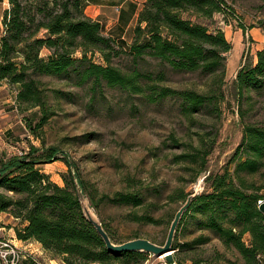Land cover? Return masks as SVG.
<instances>
[{"label":"trees","instance_id":"16d2710c","mask_svg":"<svg viewBox=\"0 0 264 264\" xmlns=\"http://www.w3.org/2000/svg\"><path fill=\"white\" fill-rule=\"evenodd\" d=\"M7 2L0 19V82L17 86L15 101L20 112L37 108L34 116L24 117L27 130L36 138L53 113L45 82L40 79L43 76L93 92L101 85L117 88L140 94L147 102L173 98L179 101L184 117L203 116L212 124L220 121L222 106L228 103L225 54L232 45L215 14L223 18L232 13L226 0H142L132 7L136 16L126 31L128 39L105 33L99 20L87 16L89 0ZM260 22L264 26V20ZM239 27L245 30L242 23ZM95 53L103 62L92 60ZM122 55L130 62L129 70L113 64L112 59ZM173 73H192L201 82L172 87L164 82ZM232 88L243 122L240 141L228 162L217 171H206L216 132L198 136L191 152L178 155L197 166L196 175L204 176V187L183 211L175 235L188 220L197 230L208 232L181 243L174 238L171 246L178 254L216 239L223 248L215 251L216 259H224L226 264H264V212L258 208L264 200V120L244 122L242 108L243 104L252 108L264 97V44L256 49L254 58L240 64ZM51 91L54 97L65 95L57 89ZM58 152L54 147L30 143L20 154L0 155V212L18 220L13 227L15 237L37 241L50 259L63 264H138L147 253H112L105 247L83 214L73 177L81 193L86 194V188L70 159ZM59 158L69 168L62 176L63 186L40 167ZM190 193L175 190L168 197L184 203ZM85 196L96 207L92 196ZM108 201L137 207L143 197L137 192L117 191ZM131 219L158 223L147 213H132ZM100 221L112 241H127H117L106 222ZM228 251L234 259L226 257ZM39 263H43L40 258L26 252L17 264Z\"/></svg>","mask_w":264,"mask_h":264},{"label":"rangeland","instance_id":"374dc122","mask_svg":"<svg viewBox=\"0 0 264 264\" xmlns=\"http://www.w3.org/2000/svg\"><path fill=\"white\" fill-rule=\"evenodd\" d=\"M226 2L232 13L223 18L215 14L217 24L232 45L225 54L228 103L222 106L220 121L212 124L211 119L203 116L184 117L179 101L173 98L147 102L140 94L117 88L101 85L93 92L85 86H71L66 80L54 76H43L40 79L45 82L43 87L53 113L42 127L40 138H36L27 130L24 117L34 116L37 108L20 112L15 101L17 86L1 81L0 155L20 154L30 143L57 148L58 156L65 155L70 159L86 194L91 195L96 204L93 207L96 216L106 222L117 241L141 237L163 244L169 221L182 203L168 195L175 190L189 193L204 187L202 175H196L197 166L178 158V155L191 152L198 143V136L216 132L206 171H217L228 162L241 138L243 121L231 96L232 79L240 64L254 58L256 49L264 43V26L260 22L264 20V0ZM7 5V0L0 1V12ZM239 23L245 30L239 27ZM91 58L103 62L97 53ZM112 61L123 70H129L130 62L125 56L114 57ZM199 82L195 74L173 73L164 83L185 87ZM52 89L63 91L65 95L54 97ZM242 108L244 122L264 120V97L252 108L247 104ZM40 167L52 181L63 186L62 176L69 170L63 160L42 163ZM117 191L137 192L142 195L143 203L136 207L108 201V197H113ZM86 194L80 192V197L85 198ZM132 213L150 214L158 219V223L132 220ZM2 221L6 219L0 214V225ZM193 224L190 220L184 224L174 236L177 243L208 232L197 230ZM11 240L5 230H0V246ZM216 250L223 251V248L214 239L178 254L173 249L172 255L176 264H226L224 259L215 258ZM225 255L231 259L235 256L231 251ZM198 259L202 261L195 262ZM40 260L42 264L61 262L58 259L49 261L44 255ZM138 264H160V261L157 256L147 255Z\"/></svg>","mask_w":264,"mask_h":264},{"label":"crops","instance_id":"0c3cea01","mask_svg":"<svg viewBox=\"0 0 264 264\" xmlns=\"http://www.w3.org/2000/svg\"><path fill=\"white\" fill-rule=\"evenodd\" d=\"M141 2L142 0H89L88 4L85 7V14L92 19L99 20L104 26L105 33H110L112 35L128 39L126 31L134 24V19L136 16V9L132 11V7L134 5L138 7ZM7 6H4V8H2L0 12V19L3 10L5 8H8ZM0 214L2 218L6 219V221H2L0 230H5V234H7L16 244H18V246L23 251L30 252L38 258H41V256L44 255L45 257H48L50 259L45 249H43L41 244L37 241L20 240L15 237V231L13 227L14 225H17L18 220L16 218L11 216L7 212H0ZM49 261L55 260L50 259ZM56 264L59 263L56 262ZM60 264L63 263L60 262Z\"/></svg>","mask_w":264,"mask_h":264},{"label":"water","instance_id":"95a60500","mask_svg":"<svg viewBox=\"0 0 264 264\" xmlns=\"http://www.w3.org/2000/svg\"><path fill=\"white\" fill-rule=\"evenodd\" d=\"M71 173L74 174V170L72 166H71ZM203 178L204 176L201 177V181L204 180ZM73 179H74V182L77 188V193L79 195V203L81 205L83 214L85 215L86 219H88V221L92 223L96 231L101 236L105 244V247L110 252L116 253V252L131 250L134 252L135 251L144 252V253L151 254L154 256H163V254H166L163 257L169 262L173 261V255H172L173 248L171 245H172V242L175 236V231H176V227L179 222V219L181 218L183 211L189 206L191 198L202 190V189L193 190L192 193H190L187 196L184 203H182L178 207L179 209L176 210L174 217L169 224L166 239L164 240L163 244H158V243L151 241L150 239L148 240V239L141 238V237H137V238L134 237L133 239H130L124 242H114L109 238L108 234L105 232L100 219L98 218V216H96V213L94 212V209L89 203V200L87 199V197L86 196L85 198L80 197V189L78 187L76 177L74 176ZM258 208L261 212H264V200L259 202Z\"/></svg>","mask_w":264,"mask_h":264},{"label":"built area","instance_id":"2783aa9c","mask_svg":"<svg viewBox=\"0 0 264 264\" xmlns=\"http://www.w3.org/2000/svg\"><path fill=\"white\" fill-rule=\"evenodd\" d=\"M0 247H3V249H0V264H17L20 259L25 257L26 252L23 251L19 246L15 245L12 240L5 241ZM148 256L153 255L148 254ZM157 258L159 259L160 264H176L174 259L172 262H169L163 256H157Z\"/></svg>","mask_w":264,"mask_h":264},{"label":"bare ground","instance_id":"6f19581e","mask_svg":"<svg viewBox=\"0 0 264 264\" xmlns=\"http://www.w3.org/2000/svg\"><path fill=\"white\" fill-rule=\"evenodd\" d=\"M169 253V252H168ZM166 255V254H163V256Z\"/></svg>","mask_w":264,"mask_h":264}]
</instances>
